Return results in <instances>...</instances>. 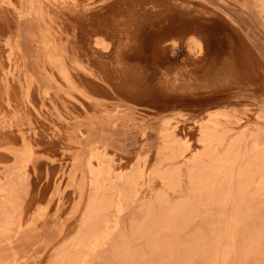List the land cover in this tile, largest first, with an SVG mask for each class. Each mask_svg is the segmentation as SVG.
<instances>
[{
  "label": "rangeland",
  "instance_id": "1",
  "mask_svg": "<svg viewBox=\"0 0 264 264\" xmlns=\"http://www.w3.org/2000/svg\"><path fill=\"white\" fill-rule=\"evenodd\" d=\"M9 1L0 0V47L4 50L0 52V61H6L0 62V68L3 67L5 69L3 72L5 71V76L10 79L9 84L15 83L17 85V77L21 76V71L15 64L16 60L14 58L16 56L13 57V55L9 54L11 46L6 42L9 34H15L14 28H12L13 23L10 20V18L13 19V16L8 8ZM42 1L44 6L45 4H52L50 0ZM78 1L81 4V9H87L89 14L86 16L82 15V18L80 15H76V18L73 16L71 21L64 25L65 30L55 26V33L62 32L61 35H67L70 39L82 34L86 36L89 34L87 36L88 41L90 40L93 43L95 39L99 40L101 43H93L91 48H95L91 49L88 47L89 42H85L83 39L85 45L87 44L86 46L83 45V47L85 46V49L88 47L89 50L94 52L90 51L91 54L88 53L86 55L83 54L84 52L81 49L80 55L75 56L74 54V58L83 64L89 55L93 59L100 58L102 61H109V63H106L107 72L110 74L113 71L114 74L106 75L101 71V68L91 65L87 61L90 74L82 75L78 80L74 79L87 89L86 91L85 89L83 90L85 95L88 93V96L102 106L110 104L108 109L115 113L113 120H118L116 116L120 115V111L124 109L126 103L134 106L135 116L137 117L125 122H121L119 119V126L123 129L104 121L96 122L97 124L93 127L75 124L77 122L80 124L88 122L85 114L90 112L105 116L104 112L106 109L84 99L85 95L79 93L80 90L70 89L68 87L71 81L70 78L63 79L57 76L55 83L52 82L51 86L48 87L47 93H44L41 89H36L37 87H33L36 91H40V93H36V96L31 94V87L26 89L25 86H18V88L13 86L16 93L10 95L1 86L0 92L2 93H0V96H3V98L0 100V107L2 108L0 109V128H7L11 123H13L12 128H17L16 125L19 124L27 134L29 133L28 136L32 138L31 145L35 159L33 162L26 164L25 167H21L22 170H25L26 179L23 189H27L29 200L25 205V216L20 220V224H14L9 230L0 233V264H45L54 257L59 244L74 234V226L78 222L79 213L84 206V194L86 192L84 182L83 189L79 195L77 194L76 185L81 178L86 180L87 174L86 171H83L82 174L81 172L78 173L74 182L76 185L69 181V176L76 151L79 152V158L83 160L90 156L91 149L87 148V145L83 143L86 131L89 133L94 128L98 133H102L110 139L111 144H106L105 146L107 155L102 156V160L106 164L109 175L116 176L118 173H131L134 166L138 163L147 162L148 166L150 164L148 170L151 171L152 166H155L158 161L170 162L169 156L171 153L169 151L165 150L158 153L163 142L160 128L166 122H168L167 125L175 133L177 145L187 148L181 153L182 156L190 155L200 149L201 143L198 141L197 126L206 115L211 113L219 114L218 120H221L223 128L227 129L226 138L234 136L243 126L251 130L264 129V72L262 71L264 64L261 62L264 48H260L261 50L257 48L259 41H264V31L259 30L261 28L264 29V22H262L264 19L258 14L250 16L257 23L255 28L253 27L249 38L246 37V39L241 32L243 31L246 34V31L243 25L237 21V17L234 16L235 18L233 17L232 19L219 6H216V8L215 4L211 3L212 1L221 2L222 0H133V3L132 0ZM126 1L127 4L125 3ZM253 2L251 0L252 5H254ZM46 20V22L50 23L48 18ZM179 23L182 26L185 24L186 28L183 26L185 29L182 28L179 34L170 35L166 37L167 40L163 43L155 44L154 39L157 38L156 35L159 30L167 28L170 24L178 26L177 24ZM191 23L192 25H190ZM200 29L202 32L207 33L209 37L210 44L208 46L210 51L212 52L211 48L215 47L216 49L214 50H217L218 55L223 60L231 59V61L236 62L239 54L238 47L231 42L236 40L244 43L245 47L251 50L252 58L257 61L259 70L263 72L261 85L256 87L247 86L246 88L240 87L233 92L224 87L225 89L218 91L220 93L214 89L206 88L205 82L208 79L205 76L201 77L196 67L197 65L191 63L192 60L187 56L184 46L187 42V37L198 35V30ZM39 31H46V29L43 26ZM136 31L138 39L131 45L129 37ZM163 48L168 51V56L170 55L168 59L170 61L160 59L165 53ZM32 50L31 63L38 64L42 54L34 49ZM123 50L135 56L130 57V61L125 59V57L122 59L123 56L120 53ZM92 55H95V57ZM125 60L129 63L132 62L136 66L138 73L131 70V65ZM127 64L129 68H127ZM192 66L197 69L193 68L192 71ZM118 69L120 70L118 71ZM125 74L128 75V78ZM133 83L140 90L146 89L150 96L148 97L149 99L146 98L145 100H154L153 104L141 103V105L133 103L126 97V93L115 87H126ZM207 89L210 92L206 91ZM117 90H119V93ZM201 90L205 91V94L209 92L206 97ZM193 93L195 94V96L193 95L194 97L192 96ZM177 94L184 95V98H178L179 101L174 98L173 101L164 99V101L158 102L162 98ZM25 95H28L30 100L23 103L22 99L18 98ZM191 97L193 99L192 102ZM206 98H209L210 101L212 100L213 103L209 99L206 100ZM82 99L87 100L89 105L82 104ZM61 100L69 103L64 104L63 108V105L61 106L59 102ZM183 102H186V104H183ZM161 103H163V107L159 105ZM157 105H159L158 109ZM25 109L27 111H24ZM64 109L70 111V113H65ZM26 116H29L32 121H28L29 119ZM34 118L40 119V121L37 122ZM30 124L33 126L31 127ZM71 131L74 134L73 138L75 140L79 139L80 142L74 143L69 139L67 140V133ZM38 134V137H41L36 143L33 138L36 139L35 137ZM11 135L9 134V137H12ZM261 138L264 144V132ZM112 141H117L120 144L124 143V146L119 144L118 150L116 148L117 145L112 143ZM2 145L4 150L21 147L19 139L11 140L8 137L2 141ZM181 155L174 158L173 162L180 163L178 160H182ZM92 162L96 163L93 158ZM7 163H10L9 159ZM0 170L1 176H3L0 179V200H2L3 197L11 194V192L19 191L21 186L12 187L7 185L4 182L5 173L3 169ZM131 176L132 174H130V178ZM149 176L152 179L155 178L152 174H149ZM151 184L157 187L156 189L160 188L156 181ZM254 184L252 183V188ZM15 188L18 189L16 190ZM134 188L136 190L140 188L141 190H146L148 187L143 183ZM182 191L183 189H180L178 192ZM22 192L21 188L20 198L23 195ZM170 193L173 194L171 191ZM108 200L116 202L118 200L117 192L114 191L112 197ZM250 201L260 203L262 199L252 198ZM135 212L136 210L131 204L126 205L121 211L118 210L115 204H112L107 211V215L114 224L118 225V229L99 232L100 235L106 233L108 237L100 240V244L93 248L92 254L83 253L73 264H121L107 260L120 258L119 252L124 250H147L143 245L137 246L138 243L145 242V238H137V235L146 234L150 231L131 232L129 229V217ZM219 216H222V213L218 211L217 207H207L205 211L201 210V213L190 216L189 218L192 217L193 220L189 222L183 224L174 222L172 225L177 228L162 229L154 231L152 234L159 235L165 241H168L172 236L176 239H183L189 234H210V228ZM146 227L149 228L150 226L147 225ZM119 234H123L124 237L120 239ZM115 242L125 243L126 245L113 247L111 244ZM89 258L90 262L87 261ZM57 264H69V262L67 259H62Z\"/></svg>",
  "mask_w": 264,
  "mask_h": 264
},
{
  "label": "bare ground",
  "instance_id": "2",
  "mask_svg": "<svg viewBox=\"0 0 264 264\" xmlns=\"http://www.w3.org/2000/svg\"><path fill=\"white\" fill-rule=\"evenodd\" d=\"M253 1L256 14L264 19V0ZM50 2H52L51 5L45 4L44 6L42 0L9 1L8 8L13 16V19L10 18V20L13 23L12 28H14L15 34H9L6 42L11 46L9 54L13 55V57L16 56L14 58L16 60L15 64H17L16 66L21 71V76L17 77L18 83L16 85L15 83L9 84L10 79L5 76V71L3 72L5 69L3 67L0 68V88L2 86V89L7 90L10 95L16 93L13 86H17V88L18 86H25L26 89H30L31 87V94L34 96L39 92L36 91V87L38 90L42 88L44 93H47L48 87L51 86L52 82L55 83L57 76L63 79L70 78L71 81L68 87L70 89H78L82 95H85L83 84L78 83L74 78L78 80L82 75L90 74L87 61L91 65L101 68V71L106 75L113 73L109 69L110 74L107 72L106 63H109V61L105 62L102 59L100 60V58L93 59L89 55L83 64L74 58L76 55H80L81 49L84 52L83 54H91V50L88 47L91 48L93 43H101L99 40L95 39L93 43L90 40L88 41V33H86L88 34L87 36L85 34L75 36V39H70L67 35H61L62 32L55 33V26L65 30L64 25H67L66 23L71 21L73 16L76 18V15H80L82 18V15L86 16L89 14L87 13V9H81V4L78 0H50ZM125 3L127 4V1ZM118 5L120 6L119 3ZM46 18L49 19L50 23L46 22ZM186 21L188 22V20ZM179 22L181 23L182 21L179 20ZM179 24H177L178 26L170 24L167 28L159 30L156 35L157 38L154 39L155 44L159 45L163 43L167 40L166 37L170 35L179 34L185 25L182 26L181 24L183 23ZM43 26L46 31H39ZM198 31V35L187 37V42L184 46L187 56L192 60L190 62L197 65L196 67L201 77L205 76L208 79L205 82L206 88H211L210 90L214 89L218 92L226 87V89H230L233 92L240 87L246 88L247 86L256 87L261 85L264 69L262 70L263 72L259 70L257 61L252 58L253 54L251 50L245 47L244 43L236 40L231 42L235 43L238 47L239 54L236 62L231 61V59L223 60L218 55L217 50H214L216 49L215 47L211 48L212 52L210 51L207 33L202 32L201 29ZM136 33L137 31L133 32L132 36L129 37L131 45L138 39ZM25 39L29 41L23 47L21 42ZM83 39L85 42H89H87V49H85L87 44L85 45ZM172 42L174 43V41ZM83 45L85 46L83 47ZM163 47L165 48V46ZM31 49L42 54L38 64L28 61L27 53ZM1 51L4 50L1 49ZM163 51L165 53L160 59L170 61L168 59L170 56H168V51H165V49ZM112 53L111 55H113ZM120 54L123 56L122 59L125 57L128 61H130V57L135 56L134 54L130 55L126 53L124 50ZM92 56L95 57V55ZM125 62L127 61L125 60ZM129 65H131V70L138 73L136 66L132 62ZM129 65L127 68H129ZM191 68L193 71L194 67L192 66ZM125 71L127 72L126 69ZM115 87L126 93V97L133 103L153 104L154 100H145L146 98L149 99L148 97L150 96L146 89L140 90L134 83L126 87ZM58 89L60 88L58 87ZM210 90L207 89L206 91L210 92ZM204 92L202 91V94ZM194 93L192 96H195ZM86 94L84 99L106 109L104 112L105 116L90 112L85 114L88 122L81 124L77 122L75 124L93 127L97 124L96 122L104 121L105 123L117 126L116 124L119 123V119L121 122H125L137 117L135 116L136 111L134 106L126 103L124 109L120 111V115L116 116L118 120H113L115 113H112L108 109L110 104L102 106L99 102L94 101L88 96V93ZM187 96L189 97V95ZM2 98L3 96H0V100ZM174 98H177L176 100L179 101L178 98H184V95L167 96L158 102L160 103L164 99L173 101ZM18 99H22V102L25 103L30 100V97L25 95L24 97L19 96ZM185 99L187 100L188 98ZM87 100H83L82 104L89 105L87 104ZM192 100L191 97V102ZM212 100L210 101L209 99L213 103ZM59 102L61 106L63 105V108L64 104L69 103H65L64 100ZM188 102L190 103V101ZM183 104H186V102H183ZM159 105L163 107V103ZM159 105H157V109ZM0 109L2 108L0 107ZM24 111L27 110L25 109ZM64 111L67 114L70 113L66 109ZM218 115L215 113L208 114L204 117V121L202 120L198 123L197 130L199 135L198 141L201 143L200 149L186 156H182L181 153L187 148L177 145L175 133L167 125L168 122L162 124L160 135L163 142L158 153L165 150L169 151L171 153L169 156L170 162L164 163L158 161L155 166H152L151 171L148 170L150 164L148 166L147 162L138 163L134 166L131 173H118L116 176L109 175L106 164L102 160V156L106 154V144H111L110 139L102 133H98L94 128L91 129L90 135H98L97 139L104 140L106 144H102V146L94 143L91 146L87 145V148H90L91 152L90 156L84 160L79 158V152H75L69 181L74 183L76 175L86 171V180L81 178L77 185L74 183L77 186L78 195L81 193L84 183L86 185L84 206L79 213L78 222L74 226V234L59 244L54 257L45 264H57L62 259H67L69 264H73L83 253L92 254L93 248L100 244V240L108 237L106 233L100 235L99 232L118 229V225L114 224L107 215V211L112 204H115L119 211L126 205H133L136 212L132 213L129 217L130 231L140 232L148 230L150 232L137 235V238H145V242L138 243L137 246L143 245L147 250H124L119 252L120 258L107 260L109 262L121 264H264V144L261 138L264 129L251 130L243 126L234 136L226 138L225 133L227 129L223 128V123L221 120H218ZM26 117H28V121H32L29 116ZM34 119L37 122L40 121V119ZM41 120L43 121V119ZM12 124H9L7 128H0V169H3L5 173L4 182L12 187L21 186L23 195L21 198L19 197L21 195L20 188L19 191L11 192V194L0 200V233L9 230L14 224L19 225L20 220L25 216V205L28 203L29 198L27 196V189H23L26 179L24 175L25 170H22L21 167H25L26 164L33 162L35 159L31 145L32 138L28 136L29 133L27 134L19 124L16 125L17 128H12ZM131 132L133 131L131 130ZM9 134H12V137H9ZM67 134V140L69 139L74 143L80 142L79 139L75 140L73 138V131ZM38 136L39 134L35 137L36 139L33 138V141L36 140V143L41 137ZM7 137L11 140L19 139L21 147L4 150L2 141ZM179 155L182 156V160H178L180 163L173 162V159ZM92 158L95 160V164L92 162ZM8 159L10 163H7ZM130 174H132L131 178ZM149 174L154 175L155 178L152 179ZM2 177L0 170V179ZM155 181L158 182L160 188L156 189L157 187L152 186L151 183ZM143 183L148 187L146 190H141V188L136 190L134 188ZM252 183H255L253 188L251 187ZM180 189H183V191L178 192ZM114 191L117 192L118 200L110 202L108 199L112 197ZM252 198H261L262 202L253 203L250 201ZM212 206L217 207L218 211H221L222 216L215 219L213 226L210 228V234H189L183 239H176L172 236L168 241L163 240L157 234H152V232L162 229L177 228L172 225L174 222L182 224L189 222L193 220L192 217L189 218L190 216H195L201 213V210L205 211L207 207ZM147 225L150 227H146ZM123 237V234H119L120 239ZM111 245L113 247H120L126 244L115 242ZM87 261L90 262V258Z\"/></svg>",
  "mask_w": 264,
  "mask_h": 264
},
{
  "label": "crops",
  "instance_id": "3",
  "mask_svg": "<svg viewBox=\"0 0 264 264\" xmlns=\"http://www.w3.org/2000/svg\"><path fill=\"white\" fill-rule=\"evenodd\" d=\"M222 1L221 2L212 1L211 3L215 4L214 5L215 7L219 6V8H221L225 14L227 13L228 15H230L232 19H233L234 16H236L237 17V21H239L243 25V28L246 31V34H244L243 31H241L242 34H243V37L244 38H246V37L249 38L251 32L253 31V27L255 28L256 23H257L256 21H254L250 17L252 14L253 15L256 14V12L254 10V7H253V5L251 3V0H239V1H237V0H222ZM245 16H247V17H245ZM259 28H261V27H259ZM259 30L264 31L263 28H261ZM27 41H29V40L28 39L22 40L21 43H22L23 47H24V45H25V43ZM259 42L260 43H259V45H257V48H259V49L260 48H264V41H259ZM254 50L256 51V49H254ZM263 53H264V51H263ZM27 56H28V61H31L30 60V58H31L30 56H32V49L28 51ZM261 59H262V61H261L262 64H264V55H263V57ZM36 89H38V88H36ZM41 90H42V88H41ZM86 90L87 89H85V91ZM39 93H40V91H39ZM79 93H81V92L79 91ZM100 115H102V114H100ZM102 116H104V115H102ZM116 125H117L116 127L122 128V127L119 126V123H117ZM97 137H98V135H96V134L95 135H90V133H88L86 131L85 132V136L83 138L84 139L83 143H85L86 145H90V146L93 143L98 145V146H102V144H104V145L106 144L104 140H101V139L98 140ZM112 143L116 144L117 145L116 148L119 150V144L120 143H118L117 141H112ZM120 145L124 146V143L120 144Z\"/></svg>",
  "mask_w": 264,
  "mask_h": 264
}]
</instances>
